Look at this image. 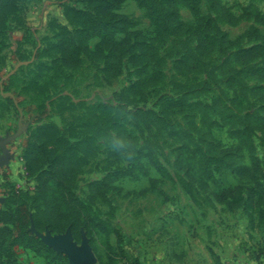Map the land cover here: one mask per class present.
I'll return each instance as SVG.
<instances>
[{
	"label": "rangeland",
	"instance_id": "rangeland-1",
	"mask_svg": "<svg viewBox=\"0 0 264 264\" xmlns=\"http://www.w3.org/2000/svg\"><path fill=\"white\" fill-rule=\"evenodd\" d=\"M105 1L1 0L0 139L17 131L19 117L22 129L4 143L9 160L0 166V214L18 218L19 207L25 204V224L36 237L32 229L51 235L70 230L77 244L85 235L95 264H264V131L251 127L254 148L248 152L231 132L232 126L246 123L232 115V125L219 120V112L230 116L224 102L234 106L233 115L239 111L260 112L259 103L244 92L228 88L217 69L216 77L178 71L174 51L182 50V45L176 39L150 41L161 58L156 68L160 80L153 84L141 80L150 81L155 67L134 65L127 55L115 61L119 73L107 75L103 58L95 57L96 38L86 42L87 51L72 64L61 55L60 43L96 18L105 19L100 11ZM220 2L238 18L235 23L216 17L207 0H200V13L216 17L230 40L247 47L256 42L253 29L264 36V24L248 15L256 11L264 16V0ZM178 8L182 21L194 22L189 9L183 5ZM111 13L127 18L129 32L154 35L150 16L135 0H125ZM123 39L124 34L115 36L116 42ZM211 59L215 65L221 60L217 54ZM244 81L248 86L256 83L250 75L244 76ZM183 86L191 90L186 95L188 102L221 99L213 109L192 108L189 114L196 129L189 127L183 113L170 114L167 125L151 112L162 108L160 96L177 98L184 92ZM136 108L149 112L141 113L145 118H134L128 110ZM185 129H190L193 139L181 133ZM119 130L135 136L137 146L149 140L170 177H161L143 159L145 173L134 171L114 179L103 192L91 186L124 166L125 162L106 144L107 137L118 135ZM185 140L190 149L179 151ZM32 144L43 145L50 158L79 159L69 194L72 212L78 216L77 226L47 227L40 223L36 173L29 172L25 157ZM208 144L228 153L226 165L214 169V180L201 174L199 155L191 152L196 146L206 148ZM250 155L257 159L256 168L251 167ZM244 165L250 169L242 174L238 168ZM251 188L254 192L249 202ZM225 189L232 191L224 200H217L215 194ZM50 248L53 254L60 253ZM13 250L18 264H46L50 260L21 245Z\"/></svg>",
	"mask_w": 264,
	"mask_h": 264
},
{
	"label": "trees",
	"instance_id": "trees-1",
	"mask_svg": "<svg viewBox=\"0 0 264 264\" xmlns=\"http://www.w3.org/2000/svg\"><path fill=\"white\" fill-rule=\"evenodd\" d=\"M124 1L106 0L103 2L100 11L105 19L96 18L92 24L80 31L77 30L73 36L65 38L60 43L61 55L65 59H69L72 64H76L78 55L87 51L86 42L96 38L98 42L95 46V57L103 58L107 75H117L119 68L116 66L115 61L118 57L127 55L128 62L134 65L141 64L142 67L153 65L155 67L154 77L150 81L147 80L148 78L141 80L142 83L147 85L148 83H157L161 76L159 69L156 71V68L161 64V58L158 55L157 48L150 41H163L167 38L180 40L182 50L174 51L176 57L174 65L177 70L179 69L178 71L184 69V72L187 73L199 72L204 73L207 77H216L214 70L217 69L223 83L228 88L244 92L255 98L259 103L257 109L260 112L245 111L244 114H241L239 111L233 115L234 106L227 105L225 102L224 109L230 112V116L219 112V120L221 121L228 120L231 125L234 124L235 120L231 118L232 115L246 123L232 126L231 132L240 144L239 146H243L248 152H252L254 143L251 137V127L264 131V36H258L256 30L253 29V37L256 42L247 47L238 46L236 41L230 40L227 33L220 28L216 17L230 24L235 23L238 18L233 16L221 4L220 0H207L210 10L217 15L216 17L212 14L203 15L200 13V0H135L148 13L154 25V35L147 37L139 31L129 32L127 18L111 13ZM179 5H183L190 10L194 18L193 23H186L179 18ZM2 8L3 5L0 0V25L4 19V9ZM248 15L264 24V16L258 12L250 11ZM117 34H124V39L116 42L115 36ZM214 54H217V57L221 59L217 65L211 62V56ZM236 65L239 67H236ZM246 75H250L256 80V83L248 86L244 81ZM150 77L152 76L150 75ZM183 89L184 92L177 98L168 95L160 96L158 102L163 104L162 108L151 112L153 115L156 114L159 122L167 125H170L168 118L170 114L183 113L189 127L196 129L189 114L192 108L213 109L218 102H221V99L218 97L211 100V102H201L200 100L188 102L186 95L191 90L185 89L184 86ZM133 92L136 93V90L133 89ZM230 102L232 103L233 100L231 99ZM143 111L141 108H136L134 111L128 110V113L134 118L144 117L141 113L145 112L146 114L149 111ZM212 124H216V122L213 121ZM181 133L189 140L193 139L190 129L181 130ZM118 135H124L133 144L135 149L134 159L126 161L114 152L116 156L119 155L125 162L124 166L115 172L108 173L102 180L91 183V186L94 185L103 192L109 189L114 179L130 175L134 171L145 173L146 162L143 159H146L161 177H170L166 167L156 157L149 140H145L146 145L137 146V138L129 132L119 130ZM198 140L200 141V139ZM185 141L178 147L179 151L190 149L187 141ZM262 142L264 146V140ZM144 150L146 152H143ZM191 152H196L199 155L198 168L208 180H214V169L226 165L225 159L228 153L225 150L214 148L211 144H208L206 148L196 146ZM25 157L29 172L36 173L35 200L39 201L42 207L40 223L47 227L66 226L67 224L72 227L77 226L75 224L78 216H74L72 212L73 205L70 202L69 194L70 183L74 180L80 167L79 159L72 156L57 155L50 158L45 147L38 144L29 146ZM179 158L180 155L178 161ZM250 159L252 162L251 167L256 168L258 164L256 157L250 155ZM249 169L246 165L238 168L242 174H245ZM231 191V189H225L221 193L215 194V198L222 201ZM252 192H254L252 188L248 190L247 198L249 202H252ZM261 192L264 197V191L261 190ZM19 208L21 215L18 218H10L7 214H0V264H18L13 250L17 245L30 248L35 253L49 258L50 260L46 264H68L67 257L64 254H53L54 252L50 247L28 231L25 224L28 216L27 208L25 204Z\"/></svg>",
	"mask_w": 264,
	"mask_h": 264
},
{
	"label": "water",
	"instance_id": "water-1",
	"mask_svg": "<svg viewBox=\"0 0 264 264\" xmlns=\"http://www.w3.org/2000/svg\"><path fill=\"white\" fill-rule=\"evenodd\" d=\"M18 125V129L13 135L0 139V147L2 150V155L0 156V166L6 164L9 160V154L4 147V143L18 136L21 132L22 126L20 117ZM32 231H34L35 234L40 237L41 240L48 246L60 253H64L69 264H95L96 257L90 245L88 244L85 235L82 236L80 244H77L75 241H73L70 230H66L64 233L54 235H51L48 231L44 234L35 231L34 229H32Z\"/></svg>",
	"mask_w": 264,
	"mask_h": 264
},
{
	"label": "clouds",
	"instance_id": "clouds-1",
	"mask_svg": "<svg viewBox=\"0 0 264 264\" xmlns=\"http://www.w3.org/2000/svg\"><path fill=\"white\" fill-rule=\"evenodd\" d=\"M106 144L112 151L118 153L122 159L126 161H132L134 159V146L123 136L113 133L107 137Z\"/></svg>",
	"mask_w": 264,
	"mask_h": 264
},
{
	"label": "flooded vegetation",
	"instance_id": "flooded-vegetation-1",
	"mask_svg": "<svg viewBox=\"0 0 264 264\" xmlns=\"http://www.w3.org/2000/svg\"><path fill=\"white\" fill-rule=\"evenodd\" d=\"M6 143V142H5ZM7 143H9L8 141H7Z\"/></svg>",
	"mask_w": 264,
	"mask_h": 264
}]
</instances>
